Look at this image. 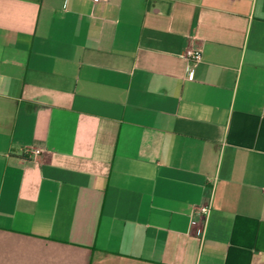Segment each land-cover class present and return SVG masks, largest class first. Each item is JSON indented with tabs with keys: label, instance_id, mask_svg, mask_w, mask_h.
<instances>
[{
	"label": "crops",
	"instance_id": "0c3cea01",
	"mask_svg": "<svg viewBox=\"0 0 264 264\" xmlns=\"http://www.w3.org/2000/svg\"><path fill=\"white\" fill-rule=\"evenodd\" d=\"M0 264H264V0H0Z\"/></svg>",
	"mask_w": 264,
	"mask_h": 264
},
{
	"label": "built area",
	"instance_id": "2783aa9c",
	"mask_svg": "<svg viewBox=\"0 0 264 264\" xmlns=\"http://www.w3.org/2000/svg\"><path fill=\"white\" fill-rule=\"evenodd\" d=\"M93 1L95 3L99 2V0H93ZM185 56L189 64L191 65H197L202 61V51L200 49L190 48L186 51ZM27 153L33 156H37V155H41L42 151L40 149H30L27 150ZM211 210H212V201L209 200L208 202L197 207L194 211V213L199 216V220H200V226L196 235L199 236L201 239H203L205 236L207 223L209 216L211 214Z\"/></svg>",
	"mask_w": 264,
	"mask_h": 264
}]
</instances>
